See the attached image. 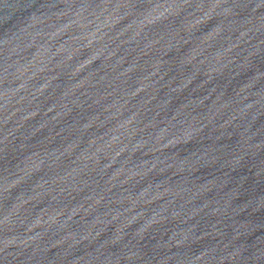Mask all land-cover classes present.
Wrapping results in <instances>:
<instances>
[{
    "label": "water",
    "instance_id": "95a60500",
    "mask_svg": "<svg viewBox=\"0 0 264 264\" xmlns=\"http://www.w3.org/2000/svg\"><path fill=\"white\" fill-rule=\"evenodd\" d=\"M264 64V0H0V205Z\"/></svg>",
    "mask_w": 264,
    "mask_h": 264
}]
</instances>
